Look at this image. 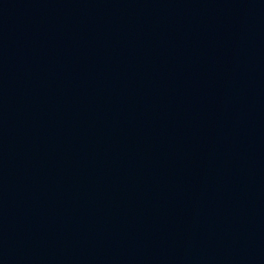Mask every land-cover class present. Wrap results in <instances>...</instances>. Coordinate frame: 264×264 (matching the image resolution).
<instances>
[{
  "label": "water",
  "instance_id": "obj_1",
  "mask_svg": "<svg viewBox=\"0 0 264 264\" xmlns=\"http://www.w3.org/2000/svg\"><path fill=\"white\" fill-rule=\"evenodd\" d=\"M0 264H264V0H0Z\"/></svg>",
  "mask_w": 264,
  "mask_h": 264
}]
</instances>
